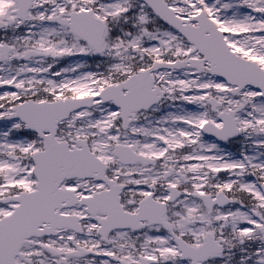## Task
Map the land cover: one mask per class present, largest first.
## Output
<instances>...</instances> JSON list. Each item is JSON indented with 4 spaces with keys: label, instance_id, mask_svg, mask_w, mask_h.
Masks as SVG:
<instances>
[{
    "label": "snow or ice",
    "instance_id": "snow-or-ice-1",
    "mask_svg": "<svg viewBox=\"0 0 264 264\" xmlns=\"http://www.w3.org/2000/svg\"><path fill=\"white\" fill-rule=\"evenodd\" d=\"M0 264H264V0H0Z\"/></svg>",
    "mask_w": 264,
    "mask_h": 264
}]
</instances>
